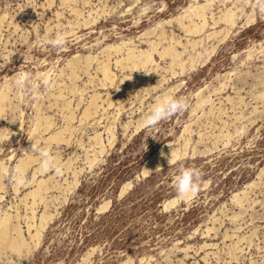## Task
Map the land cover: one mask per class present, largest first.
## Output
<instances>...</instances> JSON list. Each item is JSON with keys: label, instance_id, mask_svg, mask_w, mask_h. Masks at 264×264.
<instances>
[{"label": "rangeland", "instance_id": "374dc122", "mask_svg": "<svg viewBox=\"0 0 264 264\" xmlns=\"http://www.w3.org/2000/svg\"><path fill=\"white\" fill-rule=\"evenodd\" d=\"M2 65L0 227L20 246L0 264H264L257 0H0ZM165 95L189 109L142 127ZM181 167L201 173L194 199L176 198Z\"/></svg>", "mask_w": 264, "mask_h": 264}, {"label": "clouds", "instance_id": "9594fccd", "mask_svg": "<svg viewBox=\"0 0 264 264\" xmlns=\"http://www.w3.org/2000/svg\"><path fill=\"white\" fill-rule=\"evenodd\" d=\"M258 5L261 11H264V0H257ZM164 26V22L158 23L154 26V29H159ZM47 44L53 48H64L66 45V34L58 33L55 38L48 39ZM6 65L0 66L2 70ZM30 80L29 73H20L17 75L14 83L17 88L23 90L26 88ZM190 107V104L186 98H178L175 95H165L161 97L158 102L153 105L151 111L143 117L141 121V126L145 128H151L157 126L161 121L170 119L172 116L183 113L187 111ZM37 151L35 146L30 145V149L26 150V153L31 154L32 152ZM161 157L167 159L168 164L173 163L174 158L172 153L170 157L166 156L163 151L160 153ZM40 156V168L43 172L47 173L49 171H54L59 174L62 170L56 166L55 158L52 156L49 149H39ZM179 159V157H175ZM157 169H161L157 167ZM146 173H150L149 170L144 169ZM7 171V170H5ZM14 182L18 184L27 183L26 177L17 168L14 175ZM173 187L176 192L177 200H191L199 195L201 189V173L199 170L193 167H181L178 170V173L173 178ZM129 260L132 261V264H135V261L131 256ZM151 258L148 261L143 262V264H150Z\"/></svg>", "mask_w": 264, "mask_h": 264}, {"label": "bare ground", "instance_id": "6f19581e", "mask_svg": "<svg viewBox=\"0 0 264 264\" xmlns=\"http://www.w3.org/2000/svg\"><path fill=\"white\" fill-rule=\"evenodd\" d=\"M176 56V55H175ZM141 57V56H140ZM177 57V56H176ZM130 59V58H129ZM132 59V58H131ZM133 60V59H132ZM131 61V60H130ZM134 62L136 61V60H133ZM129 62V61H128ZM128 62L126 63V64H128ZM132 62V61H131ZM134 62H132V63H134ZM137 62V61H136ZM134 65V64H133ZM136 66V65H135ZM3 100V99H2ZM156 156H157V154H156ZM165 159V158H164ZM163 158H162V160H161V162H160V164H162V163H164L165 161H167V160H164ZM158 161V160H157ZM147 162H150V161H147ZM151 162H152V160H151ZM151 162H150V164H151ZM152 163H154V162H152ZM165 164H168V162L166 163L165 162ZM164 167V166H163ZM148 168V167H147ZM153 168V167H152ZM150 170H151V168H150ZM142 173H144V172H142ZM41 191V190H40ZM45 191V190H44ZM40 193V192H39ZM36 198V197H35ZM34 199V198H33ZM177 203H178V201H177ZM172 204V203H171ZM43 219V218H42ZM8 220V219H7ZM46 220V219H45ZM42 226H43V224H42ZM7 227H8V225H6V223L4 222L2 225H1V227H0V250L1 249H3V248H5V247H10V248H12V249H15V248H17V247H19L20 246V242L16 239V238H12V239H10L9 240V238H8V236H7ZM17 230V229H16ZM17 235H19V234H17ZM20 236V235H19ZM19 238V237H18ZM23 238V237H22ZM37 238V237H36ZM40 237H38V239H39ZM21 239V238H20ZM26 243V242H25ZM26 246V245H25ZM18 249V248H17ZM22 252V251H21ZM13 255V254H12ZM21 257V256H20Z\"/></svg>", "mask_w": 264, "mask_h": 264}]
</instances>
